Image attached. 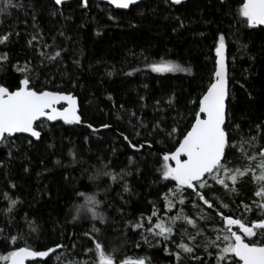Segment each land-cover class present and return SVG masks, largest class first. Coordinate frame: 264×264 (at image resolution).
<instances>
[{
  "label": "trees",
  "instance_id": "trees-1",
  "mask_svg": "<svg viewBox=\"0 0 264 264\" xmlns=\"http://www.w3.org/2000/svg\"><path fill=\"white\" fill-rule=\"evenodd\" d=\"M81 2L58 7L53 0H12L15 7L0 12V38L8 37L0 43V57H6L0 59V84L17 90L24 77L18 69L27 67L36 88L77 97L82 119L79 125L43 122L39 140L15 136L0 145V257L21 247L55 248L28 263L101 264L98 240L114 264H240L231 253L218 260L229 234L225 218L264 219L258 206L264 198L255 195L264 182L250 172L233 192L206 178L208 186L198 190L213 203L209 208L192 189L176 192V182L162 178V157L175 151L195 122L198 100L214 82L223 36L229 72L226 123L233 145L226 150L229 167L243 169L253 155L259 160L264 29L249 26L240 15L244 0L181 5L149 0L118 12L96 1L87 7ZM6 4L0 0V8ZM160 63L189 71L153 72L150 65ZM172 128L177 131L169 135ZM87 196L99 202V208L89 207L103 223L89 212L73 221L76 206ZM161 222L172 228L167 241L154 235ZM93 226L100 231L93 232ZM232 230L241 234L237 227ZM257 233L252 239L264 241V230ZM182 243L193 251L184 252Z\"/></svg>",
  "mask_w": 264,
  "mask_h": 264
},
{
  "label": "snow or ice",
  "instance_id": "snow-or-ice-1",
  "mask_svg": "<svg viewBox=\"0 0 264 264\" xmlns=\"http://www.w3.org/2000/svg\"><path fill=\"white\" fill-rule=\"evenodd\" d=\"M63 2L64 0H55L56 5H61ZM109 2L118 8L127 9L130 5L137 3V0H109ZM170 2L172 5H181L184 0H170ZM221 2L223 3L224 0H221ZM7 6L15 7L12 4V0H7V4L4 8H0V12L5 11ZM83 6H88V0H83ZM240 15L246 18L249 26L264 25V0H246L240 9ZM181 27H183L182 22ZM7 39V36H3L0 38V43H4ZM223 53L224 37L220 36L219 47L216 48V55L219 59L217 60L218 67L214 73L215 80L210 83L206 92L198 100V111L194 115L195 122L191 124L190 130L183 134V139L179 142V146L175 148V151L164 154L162 157V178L166 181H175L176 188L174 191L176 192L181 191L185 187L192 189L209 208L214 207L213 203L198 190L208 186L206 178L214 180L217 184L233 192L236 191L235 185L238 180L250 172L255 179L264 182V147L258 153L259 160H257L256 155H253L248 157L250 163L243 169L229 167L230 161L226 150L233 145L230 143L227 131L228 125L226 123L225 101L228 91ZM56 55L59 56L60 53L57 52ZM0 59H6V57H0ZM150 67L156 73L189 71L172 63L152 64ZM18 70L24 73V77L16 85L17 90L10 91L7 86L0 84V143L6 142L9 137L16 133H27L39 140L41 132L34 127V124L41 117H46L48 121L62 119L69 124H79L81 122L80 117L76 113L75 100L72 96L40 90L32 84L30 70L27 67ZM60 101H67L71 106L63 111H58L56 105ZM103 127L107 128L109 125L105 124ZM176 131L177 128H172L169 135ZM124 139L127 140L128 137L125 136ZM129 143L131 145V141ZM131 146L136 148V145ZM170 161H174V166L169 164ZM253 161L255 162V167L251 164ZM256 168L260 171L258 177L255 176ZM222 173L223 175H221ZM104 174L112 175L111 173ZM113 179H116V177H113ZM228 181L231 182V187ZM127 190V187H125V191ZM255 195L264 198V184H261ZM86 203L95 204L98 202L94 196H87ZM180 203L183 204L184 201L181 199ZM15 204L16 201H11L13 207ZM258 206L264 210V204ZM172 207L173 205L169 201L168 208L171 209ZM245 208L249 210L247 205ZM219 214L223 216L222 213ZM156 215L157 211L153 209L152 216ZM92 218L94 220L99 219L101 223L104 222V217L96 212L92 213ZM177 218L179 217L173 219ZM225 220L229 234L225 235L223 239L228 243L222 249V254L218 257V260L227 259V254L231 253L238 258L240 264H264V241L257 242L252 239L258 235L257 230H264V219L249 222L250 226L249 223L243 222L242 218L226 217ZM129 223L134 228L143 227L140 222L132 223L130 221ZM149 223H151V218H149ZM188 223L192 224L193 221L189 220ZM232 226H237L241 234L232 231ZM154 227L158 229V231L154 232V235L162 237L165 241L170 238L171 227H165L163 222L155 224ZM148 230L153 231L152 228ZM92 231L99 232L100 230L93 226ZM245 237L248 238V242L245 241ZM59 247L61 245H56V248ZM179 247L184 252L191 253L193 251V248L183 243ZM95 249L101 264H114L113 258L105 254L102 243L98 240L95 243ZM54 251L55 248L32 251L28 247H21L17 251L9 252L7 256L0 257V259L10 261V264H24L26 258H44ZM135 264H144V261L139 260Z\"/></svg>",
  "mask_w": 264,
  "mask_h": 264
},
{
  "label": "water",
  "instance_id": "water-1",
  "mask_svg": "<svg viewBox=\"0 0 264 264\" xmlns=\"http://www.w3.org/2000/svg\"><path fill=\"white\" fill-rule=\"evenodd\" d=\"M54 1V3H55V0H53ZM73 1H76V0H64V2L61 4V5H57L58 7H62L63 5H66V4H68V3H71V2H73ZM82 2V4H83V0H81ZM90 1H96L97 3H102V4H106V5H108L109 7H111V8H113V9H115V10H117V12L118 11H129L132 7H134V6H137V5H139V4H141V3H144V2H147V1H149V0H137V3H135V4H132V5H130L127 9H122V8H118V7H116L114 4H112V3H110L109 2V0H88V2H90ZM187 0H184V2L183 3H185ZM244 2H246V0H244ZM182 3V4H183ZM56 5V4H55ZM255 26H257V27H260V28H262V29H264V25H255ZM226 45L224 44V53H223V55H224V61H225V68H226V80H227V91H228V95H227V97H226V101H225V103H226V108H227V104H228V100H229V72H227L228 71V64H227V47H225ZM218 47H219V45H218ZM219 59V57H217V55H216V69H217V67H218V65H217V60ZM215 72V71H214ZM214 80H215V76H214ZM51 92H53V91H51ZM57 93H60V91L59 92H57ZM60 94H62V95H70V96H72L73 98H74V100H75V108H76V113H77V115L80 117V121L82 120L81 119V115H79L80 114V103L78 102L79 100H78V98L77 97H74L72 94H66V93H60ZM71 105H69L68 104V102L67 101H60L57 105H56V108H57V110L58 111H63L65 108H68V107H70ZM226 113H227V109H226ZM227 119V118H226ZM43 122H46V123H49V124H54V123H61V122H63V123H65L62 119H57V120H54V121H48L47 119H46V117H41L40 118V120H38V121H36L35 122V124H34V127H36V129L38 130V131H40L39 129H38V127H39V125L41 124V123H43ZM81 123V122H80ZM79 123V124H80ZM66 124H69V123H66ZM79 124H76V123H71V125H79ZM41 132V131H40ZM41 135H42V133H41ZM15 136H24V137H28V138H32V139H34V140H36L37 141V139L36 138H34V137H31L29 134H27V133H16V134H14L12 137H15ZM2 143H0V145H1ZM170 162H172V164H173V166H174V161H170ZM237 227V226H236ZM238 228V227H237ZM32 259H34V257H29V258H26L25 259V262H24V264H29L28 262L30 261V260H32ZM237 260H238V258H236ZM5 264H10V261H7Z\"/></svg>",
  "mask_w": 264,
  "mask_h": 264
},
{
  "label": "clouds",
  "instance_id": "clouds-1",
  "mask_svg": "<svg viewBox=\"0 0 264 264\" xmlns=\"http://www.w3.org/2000/svg\"><path fill=\"white\" fill-rule=\"evenodd\" d=\"M95 200H96V199H95ZM96 201H97V200H96ZM97 202H98V201H97ZM89 205H94L95 208H99V206H100V205H99V202H98V203H95V204H87V203H85V204H83V205H77V206H76V209H75V214H74L73 217H72L73 221L79 219L80 214H81L82 212H89V213L96 212V211H95V208H93V207H89Z\"/></svg>",
  "mask_w": 264,
  "mask_h": 264
},
{
  "label": "rangeland",
  "instance_id": "rangeland-1",
  "mask_svg": "<svg viewBox=\"0 0 264 264\" xmlns=\"http://www.w3.org/2000/svg\"><path fill=\"white\" fill-rule=\"evenodd\" d=\"M227 243H228V242L226 241V246H227ZM226 246H225V247H226Z\"/></svg>",
  "mask_w": 264,
  "mask_h": 264
},
{
  "label": "flooded vegetation",
  "instance_id": "flooded-vegetation-1",
  "mask_svg": "<svg viewBox=\"0 0 264 264\" xmlns=\"http://www.w3.org/2000/svg\"><path fill=\"white\" fill-rule=\"evenodd\" d=\"M234 227H236V226H234ZM233 231V230H232Z\"/></svg>",
  "mask_w": 264,
  "mask_h": 264
},
{
  "label": "bare ground",
  "instance_id": "bare-ground-1",
  "mask_svg": "<svg viewBox=\"0 0 264 264\" xmlns=\"http://www.w3.org/2000/svg\"><path fill=\"white\" fill-rule=\"evenodd\" d=\"M181 197V196H180Z\"/></svg>",
  "mask_w": 264,
  "mask_h": 264
}]
</instances>
